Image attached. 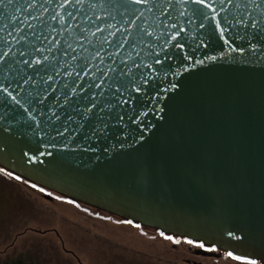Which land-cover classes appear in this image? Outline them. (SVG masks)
Wrapping results in <instances>:
<instances>
[{
    "label": "water",
    "instance_id": "obj_1",
    "mask_svg": "<svg viewBox=\"0 0 264 264\" xmlns=\"http://www.w3.org/2000/svg\"><path fill=\"white\" fill-rule=\"evenodd\" d=\"M191 7L149 0L133 14L129 0H5L0 37L9 43L0 45V55L8 53L0 68L11 64L16 100L0 90V168L73 203L264 264V0H233L223 11L217 4L219 18L232 20L228 44L211 19L192 17ZM237 47L245 50H231ZM157 53L161 64L153 62ZM35 59L42 62L35 67L48 69L45 84L17 63ZM132 61L145 65L149 82L140 92L129 84L139 79ZM84 65L90 67L81 71ZM113 93H131V103L118 104ZM100 109L108 128L92 136ZM64 127L69 131L55 136Z\"/></svg>",
    "mask_w": 264,
    "mask_h": 264
},
{
    "label": "rangeland",
    "instance_id": "obj_2",
    "mask_svg": "<svg viewBox=\"0 0 264 264\" xmlns=\"http://www.w3.org/2000/svg\"><path fill=\"white\" fill-rule=\"evenodd\" d=\"M157 235L61 197L49 202L0 173V262L21 256L43 264H182V251Z\"/></svg>",
    "mask_w": 264,
    "mask_h": 264
},
{
    "label": "snow or ice",
    "instance_id": "obj_3",
    "mask_svg": "<svg viewBox=\"0 0 264 264\" xmlns=\"http://www.w3.org/2000/svg\"><path fill=\"white\" fill-rule=\"evenodd\" d=\"M13 2V0H7V4H11ZM64 4H68L70 3V0H63ZM77 2H79V0H77ZM149 2V0H129V4L132 6L133 8V14H135V5L138 4H147ZM186 3H190L191 7V16L192 17H196L199 19H202L204 21H209V19H211L212 23L214 24V32L219 33V37L221 40L224 41L225 44H228L229 41L225 38V33L229 30V28L232 26V20L229 19V16L227 14L224 15L223 19L219 18V11L217 9V4H219L221 6L220 11L224 10V6L225 4H232L233 0H185ZM5 0H0V5L4 4ZM258 6V5H256ZM238 7V5H237ZM68 17L71 18L72 17V13L68 12L67 13ZM181 15H183V13H181ZM53 20H57L58 18L56 16L52 17ZM234 19V17H233ZM243 19L241 20H237L236 23L237 24H241L243 23ZM251 26L253 28L257 27V22L256 21H252L251 22ZM31 27V26H29ZM109 27H111V25H109ZM172 29L176 28V24H172L171 25ZM200 28H204L205 24L201 23L199 25ZM101 29H99V27H97V31H100ZM143 36H148L151 37L153 35L152 31H149L148 29H141L140 30ZM185 29L183 27L180 28V30L177 31H173L172 33V39L175 40V38L177 36H179L182 32H184ZM262 32H264V29L261 30ZM161 35H163V33H161ZM8 36L11 37V33H8ZM81 38L86 39L85 36H83V33L81 34ZM23 37L21 36L20 40H22ZM235 39H243L240 36H236ZM252 39H255V37H252ZM20 40H16V43H20ZM9 41L4 39L3 37H0V45H3L5 47L8 46ZM168 45L165 42L164 43V47L166 48ZM176 47L179 48H184V44L183 43H179L177 45H175ZM116 48H122L123 45L117 43L115 45ZM248 47L251 49H257L259 47H261L260 44L258 43H249ZM68 48L71 49V45H68ZM101 50H103V45L101 44ZM232 51H238V52H243L245 49L243 47H237V48H233L231 49ZM34 51L39 52V49H34ZM69 53H65V55H68ZM8 55L7 52L3 53L2 55H0V62H6L5 61V57ZM21 57L24 56V53L21 52L20 53ZM149 56H152V53H148ZM100 56V51H96L95 53V57H99ZM164 56L167 59H172V56L168 53L165 52ZM159 57V53H157L155 56H153V62L155 64H161L162 61L158 58ZM73 59H75L76 57H72ZM48 57H44V60H47ZM184 59H188L191 60L192 57L191 56H187L184 57ZM206 59H216L215 56L212 57H206ZM19 63H22L26 68L31 69L34 73L36 77H39L40 83L41 84H45V80L44 77L41 75V72L47 73L48 69L47 68H37L35 67L36 65H41V60L39 59H35V60H21ZM197 63H202V61H197ZM145 65L143 64V61H141V63L139 65L136 64L135 61H132V67L136 69V71L139 73V79L137 80L136 78L130 79L129 80V84L131 85V87L136 91V92H140L142 90V85L147 84L149 81L148 79L145 77V74L143 72L140 71L141 67H144ZM84 67H90V65H84L83 67H81V71L84 70ZM148 68H151L152 65L149 64L147 65ZM11 69V64L8 65L7 69L4 68H0V74H2V77H0V90L3 91V93L7 94V97H11L13 100H16V97L13 96V92L10 91V89L14 88V84L13 81L11 79L8 78L7 75V71H10ZM55 70V68L53 67V71ZM18 74V73H17ZM77 75H79L77 73ZM102 76H106L107 73H102ZM21 80H24V77L21 76L20 77ZM48 80L52 79L51 75H48L47 77ZM29 82H31L32 84H35L37 81L33 79L32 76H28V79L24 80L25 84H28ZM46 87H51V85H47ZM89 87H92V85H89ZM95 87L99 88L100 85H95ZM120 88H124V83L123 81L120 82L119 84ZM127 89H125L126 91ZM32 93H29V96H31ZM96 93L93 92L91 93V96H95ZM114 98L116 99V102L118 104L120 103H131V93H129L128 97H125L123 99L120 98V96H117L116 93H113ZM65 99L67 100V97H65ZM84 100L88 101L89 103H92V106L95 107V104L90 100V98L88 96H85L83 98ZM17 103H19V101H16ZM42 103V102H41ZM108 107V105H105V108ZM49 111H51V109H49ZM103 109H100V112L96 115L95 118V123L90 126V131L92 133V136H97V134H106V129L108 128V125L106 123H104V116H103ZM83 118L84 119H88L91 115L90 109L85 107L84 111H83ZM57 120H59V117H56ZM69 120H71L72 118L69 117ZM120 119H122V117H120ZM33 120H35V117L33 116ZM37 127H39V124H37ZM53 128L55 129V125H53ZM69 129L67 127H64L63 130H59L56 129L55 130V136H60L63 137L64 133L68 132ZM73 135H75V133H73ZM85 139H89L90 137L85 136ZM0 173H4L5 175L12 177L16 180H21V176L19 175H15V173L13 171H8L5 168H0ZM32 187H36L35 184L31 185ZM40 191H44L43 188L40 189ZM57 199H60V197H57ZM126 223L132 224L133 221L128 220L125 221ZM135 227L139 228L140 225L136 224ZM160 236L164 237L165 239H168L170 241H172L173 243H177L179 244L181 242L180 238L171 236V235H166L165 232L160 231ZM228 236H232L233 233L229 232L227 233ZM184 242L189 244V245H193L194 247L203 249L207 252H216L218 251V247L216 243H211L210 246L208 244H206L205 241L203 240H197V239H191L188 237H184ZM223 256L225 258L231 259L233 261H238V262H242V264H258V261L255 259H250L249 256L247 254H236V252L234 250H226L223 252Z\"/></svg>",
    "mask_w": 264,
    "mask_h": 264
},
{
    "label": "flooded vegetation",
    "instance_id": "obj_4",
    "mask_svg": "<svg viewBox=\"0 0 264 264\" xmlns=\"http://www.w3.org/2000/svg\"><path fill=\"white\" fill-rule=\"evenodd\" d=\"M27 186H29L31 189H33L34 191L38 192V194H40V197H42L44 200H47L49 202H54L55 198L58 196H55L51 193L47 192V191H40L41 188L38 187H32L31 184L24 182ZM109 216V215H107ZM156 232V231H153ZM159 235V232H156V235ZM156 236V239H160L159 236ZM163 240L166 243H169L172 248L174 249H179L180 251H182V253L185 255V257L182 259V264H242V262H238V261H233L231 259L225 258L223 256V252L220 251H216V252H207L203 249L194 247L193 245H189L187 243L184 242V239H181V242L179 244L177 243H173L172 241L165 239L164 237ZM258 264H260L258 262Z\"/></svg>",
    "mask_w": 264,
    "mask_h": 264
},
{
    "label": "trees",
    "instance_id": "obj_5",
    "mask_svg": "<svg viewBox=\"0 0 264 264\" xmlns=\"http://www.w3.org/2000/svg\"><path fill=\"white\" fill-rule=\"evenodd\" d=\"M0 264H43L40 261H35L33 259L30 258H25V257H17L11 260H5L0 262Z\"/></svg>",
    "mask_w": 264,
    "mask_h": 264
}]
</instances>
